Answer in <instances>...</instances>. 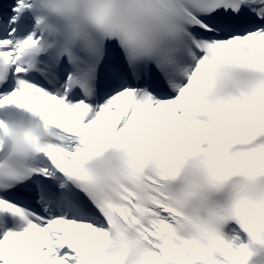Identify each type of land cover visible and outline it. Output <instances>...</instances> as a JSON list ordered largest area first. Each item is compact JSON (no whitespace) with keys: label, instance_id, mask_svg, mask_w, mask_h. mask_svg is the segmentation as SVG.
<instances>
[{"label":"snow or ice","instance_id":"obj_1","mask_svg":"<svg viewBox=\"0 0 264 264\" xmlns=\"http://www.w3.org/2000/svg\"><path fill=\"white\" fill-rule=\"evenodd\" d=\"M0 264H264V0H0Z\"/></svg>","mask_w":264,"mask_h":264},{"label":"clouds","instance_id":"obj_2","mask_svg":"<svg viewBox=\"0 0 264 264\" xmlns=\"http://www.w3.org/2000/svg\"><path fill=\"white\" fill-rule=\"evenodd\" d=\"M9 141L13 153L17 156L28 158L39 153V146L26 128L13 132L9 136Z\"/></svg>","mask_w":264,"mask_h":264}]
</instances>
